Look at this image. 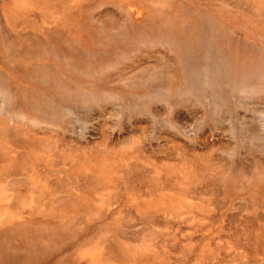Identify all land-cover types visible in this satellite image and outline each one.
<instances>
[{
    "label": "bare ground",
    "instance_id": "6f19581e",
    "mask_svg": "<svg viewBox=\"0 0 264 264\" xmlns=\"http://www.w3.org/2000/svg\"><path fill=\"white\" fill-rule=\"evenodd\" d=\"M126 1L128 3L120 6V3ZM40 2L47 5V8L44 7L48 10L46 13L39 9L28 10L21 19L15 8L11 10L7 1L1 0L0 15L4 21H8L12 15L13 20L10 18L14 23L6 25V32L0 31V139L8 140L10 149L14 148L13 150L16 151L17 147L25 148L24 154L33 151L34 155L37 151L49 153L56 144V148L59 144L57 148L59 149V135L55 133L57 135L55 137L52 133L58 142L53 143L49 136L44 135L45 133L42 135L40 132H34L31 129L33 123L37 122L34 119L55 124L52 128L59 125L63 131H67L66 129L73 131L77 124L84 125L89 122V117L83 118L87 122L82 120L80 122L84 112L91 114L97 109L101 117L98 118L99 116L96 115L98 116L96 120L90 119L92 123L97 119L102 121L103 117H111L110 119L114 120L117 116L120 118L141 115L148 119L146 124L148 127L150 125L158 129L170 128L169 130L172 129L176 134L184 136L186 134L183 135L184 127H175L168 120L177 108L186 107V110L189 109L186 111L189 112V118H197L196 125H209L221 129V133L224 132L229 139L222 141L221 145L219 143L220 148L216 149L218 153L221 151L224 154L223 157L218 153L213 156L215 151L212 152L211 149L201 155L194 151L191 156L180 149L178 142L175 138L173 141L172 136L169 140L173 145L177 143L178 148L176 144L170 147L171 156H169L176 157L174 159L177 164L172 162L166 164L163 163L164 161H158L156 164L154 160L134 151L125 153L129 145H124V141L121 144L127 146V149L118 150L107 143H105L107 146L101 143L104 149H97L99 144L96 143L95 147L88 148L93 156L88 153L86 147L77 146L78 150L82 149L79 152L83 156H99L102 160L112 157L117 161L128 162L120 164L119 170H112L111 177H106L105 181L95 183V186L98 185L94 189L100 186L114 195L110 196L113 199L107 202L106 210L101 212L97 209L101 213L97 212L96 216L93 214L95 218L92 220L90 217L87 218L90 222H94L95 227L90 228L92 223L88 224L89 222L85 223V221L84 224L77 223V216L73 217L76 213L75 208L82 213L86 210L91 212L96 210L92 203L82 204L78 200L75 201L76 203L74 201L69 203L70 209L67 211L71 212L70 214L61 211L56 212V214L60 213L57 218L49 219L50 216L48 218L46 216L44 220L40 219L49 226L44 227L42 223L25 226L22 223H13L3 230L0 229V264H124L130 260L136 261L147 257H151L149 264H153L152 260L155 258L157 260V257H161L158 261L162 263L159 264H174L175 256L171 257L170 254L174 255L176 251L172 250L177 245L175 250L180 248L177 239L183 232L184 237L180 238L181 242L186 238L191 241L181 246L183 249L180 252H186L183 264H202L200 261L203 258V248L212 239V235L209 234L210 229L217 227L220 231L222 223L225 224L227 219L228 222L234 221L237 216L229 214L241 204L243 205L241 208L245 205L257 209L264 202V49L263 45L258 47L260 43L257 46L250 42L248 37L246 38L248 41L240 38L239 35H242L239 34L240 30L235 32L237 29L234 31L231 28L237 25H234L233 21L228 24V18L226 19V16L219 12L221 5L232 6L236 9V19L244 18L243 26L251 29L256 26L257 29L264 30V0H200L198 3H187L185 0H114L113 2L40 0ZM106 4H112L121 10V14L125 11L126 16L123 13L124 18H115L116 15L113 18L115 12L112 14V9L104 10V7L101 9V6L98 7ZM134 4L142 7L132 11L128 5ZM65 5H69L66 7H70L72 14L60 8ZM198 5L204 8H199ZM97 10L103 11L98 14ZM223 18L227 21L222 20ZM21 25L27 27L24 29L20 27ZM237 34L239 35L236 36ZM262 35L264 37V32ZM106 121L108 120H103ZM30 122L32 126L29 125ZM141 124L143 123L140 122L138 125L142 126ZM105 125L103 124L104 127L107 126ZM147 126H142L140 129L147 131ZM82 128L80 130L85 133ZM140 129L139 131H142ZM61 134L64 136L63 133ZM174 136L176 137L175 134ZM69 139L74 142L72 138ZM69 139H66L67 142ZM66 140L61 141V146H65L62 142ZM75 147L69 148V151L77 156L79 154ZM240 150H244L242 157L231 162L230 158H236ZM66 151L70 153L68 149ZM17 153L18 155L12 154L13 156L8 153L6 156L13 157L9 158L10 162L15 160V164L16 160L17 162L21 160L20 166L29 168L27 166L31 165L30 162L24 160L26 165L22 158L18 159L23 151ZM64 154L62 155L66 158L68 154ZM62 155L57 152L56 157ZM137 156L145 160L142 165L134 163L133 159ZM29 157L33 161V156ZM35 158L36 156L32 164L41 165L42 163ZM244 164H249L252 170L247 171L248 167L245 168ZM24 168L20 169L25 170ZM17 172L19 173L18 169ZM17 172L16 169H10L2 178L16 177ZM17 184L21 185L22 182L19 181ZM15 186L10 185V188L15 190L18 185ZM100 191L102 192V189ZM101 192L97 191V194ZM102 195L107 196L104 193ZM191 195L194 203L190 201L191 203L188 204L186 198L190 200ZM217 195H219L217 199L222 202L217 208L213 223L199 232L201 238L198 236V239L192 241L190 236L194 227L192 230L191 222L196 220L201 226L200 222L206 218L208 220L214 209V207L210 208V204L213 203L211 197L216 198ZM99 198L97 201L101 200V197ZM97 201L95 200L96 203ZM122 208L133 210L139 222L132 216L133 219L129 218L131 220L124 219L125 211ZM245 208L246 216L240 208L238 213L242 212L246 218L251 213H247L248 208ZM4 213L0 210V221ZM62 215L65 218L61 219ZM81 216L84 218V215ZM229 216L233 219L232 217H230L232 220L229 219ZM253 216L252 218L255 219ZM237 218L245 221L242 216ZM134 220L137 224L145 225L139 233L132 230L136 226ZM237 222L233 224L235 223L236 226ZM245 222L249 223L247 219ZM245 222L243 223L246 225ZM259 223L258 226L253 222L249 223L246 225L248 228L244 225L248 232L240 228L245 233L241 235L247 244L246 247L252 242L250 248L248 246L242 249L248 251L249 261L246 262L261 261V259L256 261L253 257V254L260 252L259 249L254 246L257 252L255 249L254 253L252 251L256 240L264 231V224ZM238 224L240 225L239 222ZM225 225L222 227L223 230L225 227L231 228ZM110 227L115 230L113 238L96 239L99 233ZM122 227L131 230L126 231ZM155 227L161 230L158 231L160 233H156L157 235L154 234ZM185 230L191 234L187 231L185 233ZM238 231L240 232L239 229ZM177 234L180 235L179 238ZM232 234L238 235L236 232ZM140 236L141 240H139ZM148 237L151 239L160 237V240L155 242L154 250H139V244L134 247L131 243L137 238V241L144 245L147 243L146 239L151 240ZM231 239L238 247L245 246V243L241 244V242L238 245L236 241L240 239L238 240L237 236ZM168 240L173 242L170 244L171 249L176 243L172 250L170 247L166 248L165 243L167 244ZM93 243L98 247V251L93 248ZM237 246L234 247L236 252H238ZM114 249L117 254L112 256L113 259H105L107 252L111 254ZM243 251L241 256L244 254ZM263 251L262 248L261 252ZM225 253L223 256L230 254ZM231 254L229 257L232 256ZM239 256L240 254L234 253L235 260H239ZM244 257L246 258L245 254ZM205 259H208V255ZM216 263L217 261L211 264ZM225 263L227 262L223 264Z\"/></svg>",
    "mask_w": 264,
    "mask_h": 264
},
{
    "label": "rangeland",
    "instance_id": "374dc122",
    "mask_svg": "<svg viewBox=\"0 0 264 264\" xmlns=\"http://www.w3.org/2000/svg\"><path fill=\"white\" fill-rule=\"evenodd\" d=\"M6 1L8 3V0H6ZM104 1L113 2L114 0H104ZM185 1L187 3H190V2H193V3L196 2V3H198L200 0H194V1L193 0H185ZM80 2H83V1H80ZM126 3H128V1H126L125 3H120V6H124V4H126ZM60 4H62V3H60ZM107 5H110V6L107 7ZM0 6H1V0H0ZM66 6H69V5L61 6L60 8H64V9H66L68 12H70L72 14V12L70 10V7H66ZM140 6L141 5H138V4L128 5L129 9H131L132 11H134L136 8H139ZM44 7L47 8V5L43 4V2H40V0H16V2L14 3V5L12 6V8H15L17 10V15H19L20 18H21V16L23 17L24 16V12H26L28 10L35 11V10L39 9V11H44L43 13H46L48 10L45 9ZM98 7H100V9L104 7V10L106 8L112 9L111 10L112 11V14H113V12H115L113 14V18H114V15H116L115 18H119V17L120 18H124L123 15H125V13H126L125 11H122V14L125 12L122 15L121 14V10H118L112 4H106V5H103V6L102 5H99ZM197 7L204 8L201 5H198ZM219 10H220L219 12H220L221 15H223L224 17L226 16L225 17L226 19L228 18L227 19L228 20V24H229V22L230 23H233L234 22V25H237V26H234V28L233 27H231V28L234 31L237 29L235 32H237L238 30H240L239 31V34H242L241 35L242 37L239 34H237L236 36L239 35V37L242 38L244 41H248V40H246V38L248 37L249 40H250V42H253L256 45L260 43V45L259 46L257 45V46L260 47L261 45H263L262 48L264 49V42L262 41V40H264V37H262L263 36L262 34H263L264 30L259 29V28L257 29L256 26H253V28H252V29H254V31H253L251 28H249L247 26H243L242 25L243 24L242 22H244V18L236 19V17H235V14H237L236 13V9H234L232 6L228 7V6H226V4H225V6L224 5L223 6L221 5V7L219 8ZM225 10H227V11H225ZM100 11H103V10H97L96 13H98V12L101 13ZM121 15H122V17H121ZM98 17H100V15ZM225 18H223L222 20H226ZM8 21H4L3 17L0 15V31L1 32H6V25H8V24L9 25L14 24V23H12L13 21H9V22ZM120 21H122V20H120ZM38 24L39 23H37V26H38ZM20 27H23L25 29L27 26L21 25ZM236 27H238V28H236ZM243 28L246 29L249 32H247ZM241 30H242V32H241ZM243 31L244 32L246 31L247 33L246 32L245 33L246 34H250V35H246ZM235 32L233 33L234 35H235ZM257 35H258V37H257ZM156 105L159 107L158 104H156ZM189 108H191V107H189ZM186 109H187L186 107H185V109H183V108L182 109L181 108L178 109L177 108V110H176L177 112L175 111L173 113V116H171L170 119L168 120L175 127H179V126L180 127H184L183 128V135L186 133L184 136H180V135L176 134L175 131L173 132L172 129H171L172 130V132H171V130H169L170 128H164L163 127V128H159L160 129L159 130L158 127L156 128V127H152L150 125H149V127H150L149 128L146 125L148 123V119L147 118H144V116L142 117L141 115H138L139 117H133V116H131V117H123V116H121L120 118H118L119 116H117V118L112 117V118H115L114 120L113 119L111 120L110 119L111 117H109V118L107 117L108 119L106 117H103L102 118V121H100V120L98 121V119H97L96 122H98V123H96V122H93L92 123V122H90V119L92 121H94V120H96L95 118H97L98 116H99L98 118L101 117V115H100V113H98V111H97L98 109H97V110L91 112L92 116H94V117L90 116L91 114H89V113L87 114L84 111H83L84 114H83V112H81V115L82 114L83 115L81 117L82 119L80 118V122H82V121L87 122L86 119H88V117L90 118V119H88L89 122L87 124L85 123L84 125L82 123H79L78 122L79 124L76 125L77 127L75 126L74 129H73L74 132L72 130H70L73 133H71L70 131H68V129H66L67 131H63V129H61L62 127H60L59 125H57L56 127H53L52 128V126H54L55 124H53V123L51 124L49 121H46V120H43V119H41L43 121H40L38 119H34L35 121L37 120V122H35V123H40V124H37V125L32 122L34 125H36L38 127H36L34 125L32 126V124L30 122L29 125L32 126V128L31 127L30 128L33 129L34 132H40L41 134L42 133L43 134L45 133L44 135L49 136L50 141H52L53 143H54V141L56 142V138L55 137L57 135H59L60 138L59 137H57V138L60 139V141H58L60 143V148L57 149L59 147V144H58V147L56 148V145H57L56 143H58V142H56L55 143L56 144L55 146L53 144V146H54V148L52 147L53 150H51L49 153H45L44 154L42 151H41L42 153L40 151L39 152L37 151V153L35 152V155H34V154H32L33 151H30V152L24 154V152L26 150L25 148H19V147H17L18 146L17 145V146H15V148L17 147L18 149H16V151H14L13 150L14 148L10 149L11 145H9L8 140L3 141L4 139L3 140L0 139V141H1L0 142V147H2V148H0V210H3L5 212L4 215H3V217H2V219H1V221H0V229L3 230V229L7 228L9 225H11L13 223H22L24 226L26 224H40V223H42L43 224L42 226H44V227L45 226H49L45 222H41L40 219L44 220V217H46V216H47V218H48V216H50L49 219H54V217L57 218L60 213L59 214H56V212H61V211L62 212L66 211V214H70L71 212L67 211V209H70L68 205H69V203H71L73 201L75 202L76 200L81 201L82 204H85V203L86 204H90V203H92L93 204V207H95L94 208V209H96L95 211L92 210V212H91V211H87L86 210V211H83V213L82 212H79V210L77 208H75L76 209V213L73 216L75 218L77 216V219H78V221L76 219L77 223L80 222L81 224H84V221H85V223L89 222L88 224H91L92 222H90V220H92V218H95V216L98 215V214H96L98 212L97 209L101 210V212H103L104 210H106V208L108 207V206L106 207L107 202L109 203L110 202L109 199H113L111 197L114 196L112 192L109 193L110 191L107 192V190H104L103 188H101L99 186L98 189L101 188L102 189V192L107 195V196H103L102 195L103 193L100 191L101 189L100 190L94 189V188H97L96 186L98 185L97 184L95 186V183H97L99 181H105L106 177H108V176L111 177V173L110 172L112 170H114V169H118L119 170L120 164H122V163H128V162H125L124 160L123 161H117V159L112 158V157H109V158L104 159V160H102V158L99 157V156L98 157H92L93 155L91 154V152H89L88 148L93 147L94 144L96 145V143L99 144V146L97 147V149L98 148L104 149L103 146H104L105 143H107L108 145L113 146L117 150L120 149V148H126L127 149V146L129 145V147L125 151V153H129L130 151H134V152H136V153H138L140 155L146 156V157L154 160L156 162V164H157L158 161L159 162H161V161L163 162L164 161L163 163H166V164L169 163V162L176 163V164L178 163L175 160L176 157H170L171 156L170 155V152L171 151H169L170 150V147L172 148L175 144H176L175 145L176 148H178L177 145L179 144L180 149L186 151L191 156H193L192 153H194V151L197 152V153L195 152L196 154H200L201 155L202 153L206 152V150H210V149H211L212 152L215 151V152H213V154H214L213 156H216L215 153H218L217 150L220 148V146H218L219 143L221 145L222 144L221 143L222 141L223 142L225 140L227 141L229 138L227 137V135L224 132L221 133L222 132L221 129L219 130L218 128H212L209 125H199V126L196 125L197 122L195 120L197 118L196 119H195V117L194 118H191V117L189 118V116H188L189 115L188 114L189 112H186L189 109L188 110H186ZM94 112H96L98 114L95 113V115H94ZM96 115H98V116L96 117ZM176 116H177V118H176ZM83 118H86V119H83ZM103 120H108V121L103 122ZM30 121H32V120H30ZM115 121H117L118 123H116ZM140 122L143 123V124H141L142 126H147L148 127L147 128L148 129L147 131L144 130V129H140V127H142V126H139L140 125ZM48 123H50V125ZM103 124L104 125L106 124L107 126L105 125L106 127H104ZM78 127L79 128L80 127L81 128L83 127L82 130H84L85 133H83V131L80 130L81 128L79 129ZM137 127L140 130H142V131H139V129ZM54 128L58 129L59 131L56 130V129H54ZM78 129H79V132H77ZM186 129H188V130H186ZM211 129H212V131H211ZM216 130L217 131L219 130V131L217 132ZM143 131H144L145 134L143 133ZM76 132H77V134H76ZM139 132H141V134ZM52 133L54 135L56 133L57 135H55V137H54V135ZM61 133H63L64 136ZM173 133L176 135V137L174 136ZM172 136H173V141H174V138H175V140L178 142V144L177 143H174V145H173L172 142H170ZM73 137H75V139ZM137 137H139V138H137ZM63 138L65 140L66 139H69V138H72L74 140V142H72L71 139H69L71 141L68 140V142L66 140V142H64V143L62 142V144L65 145L63 147V146H61V141L64 140ZM104 139H106L107 142ZM123 141H124V143H123L124 145L127 144L126 147L123 144H121ZM69 142L72 143V144H70L72 146H70L69 144H66V143H69ZM101 143H103V146H102ZM66 145H68V146L66 147ZM77 146H80L81 148L86 147L87 148L86 150H88V153L91 154L92 156H89V155H84L83 156V155H81L80 152H79V150L81 148L78 150L77 149L78 148ZM137 146H139L140 149H142V151L140 149H138ZM12 147H14V146H12ZM62 147H63V150H62ZM73 147H75L78 150V153L77 154H79V155L76 156L75 153L72 155V152H71V150L69 151V148H73ZM213 147H215V148H213ZM55 148L57 150H55ZM8 149H10V150H8ZM66 149H68V151L71 153V154L70 153L69 154L72 155V156H70L68 154V152L66 151ZM76 149H75V151H76ZM11 150H13V151L11 152ZM22 151H23V153H21ZM243 151L240 150L239 151V154L237 155L236 158H230L229 157L231 159V162H233L234 160H236L238 158H241L242 157L241 154L243 153ZM16 152L21 153V156L22 157L20 156V157H18V159H21L22 158L24 164L27 165V163H25L24 160L27 161L28 163L30 162L31 165H28L27 166L29 168H27L26 165H25V167L27 169L24 168V165L21 167L20 166V164L22 163L21 160L19 162H17V160H16V163L15 164H14V161L15 160H12L11 162L9 161V158H13V157H8L6 155L8 153H10V155H12V154L18 155V153L16 154ZM57 152L60 155H62L64 153L66 155L68 154L69 158H68V156H66V158H64L63 155H62V157L64 159H62V157H59V156L56 157ZM118 152L119 151H116V153H118ZM178 152H180L179 149H178ZM218 154H220L219 156H222V155L224 156V154H222L221 151H219ZM30 155L33 156V161L30 159V157H29ZM53 155L55 157H53ZM35 156H36L35 159H38V161H40V163H42L41 165L39 163H38V166L35 165V164L34 165L32 164V163L35 162V160H34V157ZM191 156H188V157H191ZM232 156L233 155H231V157ZM5 157H6V159L4 160ZM40 157L43 160H41ZM223 159H225V158H223ZM1 160L2 161H5V162H2ZM133 160H134V163L135 164H139V165H142L145 162L144 159L138 158V156H137L136 159H133ZM212 161H213V159H212ZM229 162L230 161H228V163ZM158 166H162V165L161 164H158ZM168 167H170V166H168ZM244 167L245 168L248 167V168H246L247 171L252 170V167L249 166V164H244ZM20 168H22V169L24 168L25 170H21ZM10 169H16V172H17V169H18L19 170V173L17 172L18 175L16 177H11V178H2V177H4V175L6 174V172H8ZM175 172L179 173V171H175ZM14 179L16 180V183H15V180ZM19 181L22 182L21 185L17 184V182L19 183ZM11 182H13V183H11ZM10 185H12L13 187H16L15 185H18L19 187L17 186V188L15 190H13V189L10 188ZM20 186H22V187H20ZM97 191H98V193L101 192V194H97ZM128 196H130V195H128ZM191 196H192V198H190V200H189V198H186L187 201H188V204L191 203V202L194 203L193 195H191ZM99 197H101V200L97 201V199ZM218 197H219V195H217L216 198H212L211 197V201L213 203L210 204V208L214 207V209L211 212L210 216L208 217V220L206 218V219H204V221L200 222L201 223V226L198 223H196L197 222L196 220H193L191 222V224H192V230H193V227H194V230L192 231L193 234H191V232L185 230V233L187 231L188 233L191 234V236L193 235L192 237L190 236V239L192 241L193 240H196L195 238L198 239L199 238L198 236H200V238H201V235H199L200 234L199 232L201 230H204L207 227L208 224H212L213 223L212 221L215 218V215H216V212H217V208H218V206L222 202V200L217 199ZM107 198H108V200H107ZM92 200H94V201H92ZM95 200L97 201V203L95 202ZM102 201H103V203H102ZM263 201H264V197H263ZM75 203H74V207H75ZM261 205L262 206L258 207L257 209H253V208L248 207V206H245V205H244L243 208H241L243 206L241 204V206L239 208L243 210L242 212H243V214H245V216H246V211L244 213V208L245 207L248 208L247 213L248 212L251 213V215L248 214L249 216L246 217V218L242 214V212L241 213H238L240 211L239 208H238L239 211H238V209H234L232 211V213L229 214V215L234 214L233 215L234 217L235 216H237V217L242 216V218H244L245 221L247 219V221L250 224L253 222L254 225L258 226V223L259 222L262 223V224H264V206H263L264 205V202ZM247 208H245V209H247ZM251 209H253L254 212H252ZM122 210L125 211V213H124V217L125 218L124 219H126L127 221L133 219L132 217H134V219H135L136 214L134 213L133 210H130V208H127L128 212H127V210H124V208H122ZM249 210H251V211H249ZM129 211H131V212H129ZM73 212H75V211H73ZM87 212L90 215H92V216H90ZM101 212H98V213H101ZM240 214H242V215H240ZM81 215H84L83 216L84 218H82ZM85 215H86V217H85ZM112 216L113 215H111V217ZM252 216L255 219H253ZM78 217L81 218V219L79 220ZM89 217H90V220L87 219ZM230 217H232V216H229V219H231ZM237 217H235V220L234 221L232 220L233 217H232L231 220L236 223L237 220H239V218H237ZM60 218L63 219L65 217L62 215ZM129 218H131V219H129ZM136 219H137V217H136ZM81 220L83 222H81ZM126 220H124L125 223H126ZM227 220L225 222V224L227 223L226 225L224 224V222L222 223V226H221V230L220 231L217 230V227H215L213 229H210V233L209 234L212 235V239H211V241H209V244L205 248H203L204 253H203V258H201L202 260L200 261V263H202V264H211L212 262L215 263L217 261L216 264H221V263L223 264L224 262H227L225 264H230V263L231 264H244V263L245 264L246 263L247 264H264V257H263L264 256V251L261 252L262 248L264 249V246H263L264 243L262 245V242H264V231L262 232L263 234H261V236L258 238V240H256V243L253 245V248H252L253 253H254V249L255 248L259 249L258 251H260V252H257V249H255L257 253L256 254H253V257L256 259V261L258 259H261V261L259 260L260 263H253L254 260H252L250 262H246V260H248V258H249V256L247 255L248 254L247 253L248 251L245 252L242 249L243 248H247L249 245H251L252 242L246 247L247 244L245 243V240L243 238V235H241V234H245V233L243 231H241L240 228H242L243 230H245V232H248V230H246V227H247L246 225H249V223H247V222H245V221H243L241 219V221L240 220L238 221L240 223V225L237 222V225L235 226V223L233 224V222L231 221L232 222V225H231L230 224L231 223L230 220H229V222ZM134 221H132V222H134ZM254 221L255 222H258L259 221V222L255 224ZM132 222H131V224H132ZM137 222H139V220ZM137 222L136 221L134 222V223H136V226L134 225L135 228L132 229V230L135 231V232H137V233H139L142 229H144V226L145 225L143 226V225H141V224L138 223L140 225L139 226L137 224ZM241 222L242 223L243 222L247 223L246 225L243 223L246 227H244V225L242 227V225H241L242 223ZM223 224L225 226H230L231 228H228V227L226 228L225 227V230H223L224 229V228L222 229V227L224 226ZM78 226H83V225H78ZM92 226L95 227L94 222L90 225V228H92ZM197 226H199V227H197ZM147 229H145V230L147 231ZM184 229H187V228H184ZM184 229H183V231H184ZM238 229L240 230L241 233L238 231ZM74 230H76V229H74ZM123 230H126V231L128 230L129 231L131 229L123 228ZM154 230H156L154 234L160 233L158 231H161L159 227H158V229H157V227H155ZM189 230H191V228ZM149 231L151 232L150 229H149ZM110 232H113V233L111 234ZM214 232H217L218 234L215 233L216 234L215 235ZM235 232L238 235H235L234 234V236H233L232 233H235ZM108 233H110V234H108ZM183 233H181V236L177 234V238H179L178 236H180V238L181 237L183 238L184 237V234ZM239 233H240L241 236L239 235ZM113 234H115V230H113V228L110 227L108 230H105V231H102L101 233H99L96 236V239L98 240L99 238L100 239L104 238V240H109V239L113 238V236H112ZM182 234H183V236H182ZM223 235L224 236L226 235V236L224 237ZM215 236H217V238H215ZM236 236H237V239L238 240L240 239V241H236V242H238V243L241 242V244L245 243V246H242L241 245V247L239 246L240 247L239 248L237 246V243L235 244V242L234 243L232 242V239L231 238H236ZM148 238L151 239L150 237H148ZM180 238L177 239L178 240V243L180 242L179 243L180 248H177L178 250H175V248L178 246V245L176 246V243L172 246L173 248H174V246H176V247L174 249L172 248L173 250L171 249L170 244H173V242L171 240H168L167 241L168 242L167 244L165 243L166 248L170 247V249L172 251H176V252H174V255L173 254H170L171 257L172 256H175V259L173 258L175 260L174 261L175 262L174 264H183L184 263V259H185V256H186L185 253L186 252L184 253L182 251L184 254L182 252H180L181 249H183V248H181V246L186 245L189 242H191L186 237H185L186 240L183 239V241L184 240L185 241L184 242H181L182 241L181 240L182 238L181 239ZM192 238H194V239H192ZM141 239H142V237L140 236L139 240H141ZM153 239H151V240H147L146 239L145 241L147 243L144 244V242H143L144 245L141 244L142 242H138L137 241V238H136V241L134 240L131 243L134 245V247H137L138 244H139V246H138V249L139 250H142V249L143 250L146 249V251H148V250H154L155 249L154 246L156 244L155 242H156V240L157 241L160 240V237H155V238L153 237ZM233 240L235 241L236 239H233ZM169 241H171V242H169ZM238 245H240V243ZM141 246H143V247L141 248ZM220 246H224V247L221 248ZM235 246H237V248H238L237 251L238 252L235 251V249H234ZM254 246H255V248H254ZM258 246H260V248H258ZM250 247L251 246H249V248ZM93 248H96L95 251H98L99 250L98 247L95 246V244L93 245ZM166 248H164V249H166ZM170 249H169V252H170ZM242 251L244 252L246 258L244 257V254H242V256H241V252ZM214 252H215V255H214ZM219 252L220 253L226 252L227 255L229 253L230 254L232 253L231 254L232 256L229 257L230 254L228 256H223V253H222V256L224 258V260H223L221 254ZM234 253L240 254L241 257L239 256V258H240V259L238 258L239 260H235ZM114 254H117L115 249H114V251L111 252V254H109L107 252V255H105L106 256L105 259L112 260L113 259L112 256ZM167 255H169V254H167ZM207 255H208V259H205L207 257ZM210 255H212L213 257H210ZM255 255H257V257ZM144 256H145V254H144ZM170 256H168V257H170ZM157 258L160 261V258L161 257L160 258L157 257ZM96 259L98 260L99 258H96ZM101 259H103V258H101ZM141 259H142V263H144V264L151 263V260H150L151 257L150 258H148V257L147 258H141ZM141 259H138L136 261L135 260H130V262L129 261L126 262V263L124 262V264H136V263L137 264H142L141 263ZM158 259L155 260V261L152 260L153 261V264L162 263V262H159ZM232 259H234V261H231ZM168 260H166L167 261L166 263H168ZM145 261H147V262H145ZM229 261H231V262H229Z\"/></svg>",
    "mask_w": 264,
    "mask_h": 264
},
{
    "label": "crops",
    "instance_id": "0c3cea01",
    "mask_svg": "<svg viewBox=\"0 0 264 264\" xmlns=\"http://www.w3.org/2000/svg\"><path fill=\"white\" fill-rule=\"evenodd\" d=\"M15 2H16V0H8V4H9V6L11 7V10H12V6L14 5ZM9 15H11V14H9ZM10 17L12 18L13 16L11 15ZM10 17H9V21H12L13 18H12V20H11Z\"/></svg>",
    "mask_w": 264,
    "mask_h": 264
}]
</instances>
